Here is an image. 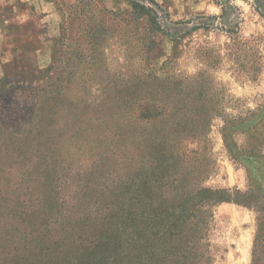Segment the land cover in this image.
Instances as JSON below:
<instances>
[{
	"label": "rangeland",
	"instance_id": "374dc122",
	"mask_svg": "<svg viewBox=\"0 0 264 264\" xmlns=\"http://www.w3.org/2000/svg\"><path fill=\"white\" fill-rule=\"evenodd\" d=\"M261 12L264 0H0V264H30L113 207L264 192ZM208 211L209 264H252L256 211Z\"/></svg>",
	"mask_w": 264,
	"mask_h": 264
},
{
	"label": "trees",
	"instance_id": "16d2710c",
	"mask_svg": "<svg viewBox=\"0 0 264 264\" xmlns=\"http://www.w3.org/2000/svg\"><path fill=\"white\" fill-rule=\"evenodd\" d=\"M130 4L136 12L150 17L151 22L155 24L151 9L135 2ZM142 115L143 113L140 114V122L147 119ZM200 118L201 116H197V119ZM197 132L201 134L208 132V126L193 129L194 135ZM223 203L245 206L254 209L258 214L252 264L262 263L264 192L260 187L247 193L238 190L200 188L195 195L192 192L187 198H180V201L171 205L148 208L145 204L137 203L118 210L113 207L110 208L107 217L100 216L94 226L83 225L76 238L71 235L66 243L59 244V241L64 240L63 238L59 240L56 236L46 240L38 248L40 252L36 253L35 260L27 259L25 263L209 264L211 258L208 255L204 234L208 210ZM107 219L110 220L109 223ZM104 221L106 226L103 225ZM66 249L71 250L65 253Z\"/></svg>",
	"mask_w": 264,
	"mask_h": 264
}]
</instances>
